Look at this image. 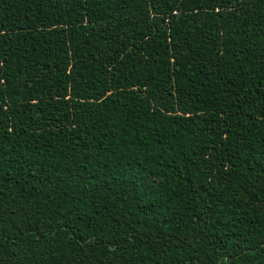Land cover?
<instances>
[{
	"label": "trees",
	"instance_id": "1",
	"mask_svg": "<svg viewBox=\"0 0 264 264\" xmlns=\"http://www.w3.org/2000/svg\"><path fill=\"white\" fill-rule=\"evenodd\" d=\"M0 264H264V0H0Z\"/></svg>",
	"mask_w": 264,
	"mask_h": 264
}]
</instances>
